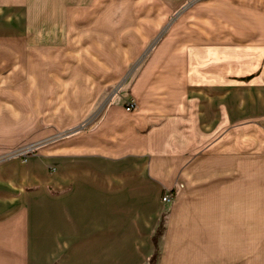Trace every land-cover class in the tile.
Masks as SVG:
<instances>
[{
  "label": "crops",
  "instance_id": "obj_1",
  "mask_svg": "<svg viewBox=\"0 0 264 264\" xmlns=\"http://www.w3.org/2000/svg\"><path fill=\"white\" fill-rule=\"evenodd\" d=\"M27 1L0 0V264H148L162 221L156 264H264V107L225 73L216 90L154 58L126 93L107 94L105 48L45 58L40 97L72 121L12 156V98L32 97L35 79L23 58L44 43Z\"/></svg>",
  "mask_w": 264,
  "mask_h": 264
},
{
  "label": "rangeland",
  "instance_id": "obj_2",
  "mask_svg": "<svg viewBox=\"0 0 264 264\" xmlns=\"http://www.w3.org/2000/svg\"><path fill=\"white\" fill-rule=\"evenodd\" d=\"M28 2H31L36 32L33 37L44 43L34 45L29 53L27 50L23 58L27 66L18 68L22 75L18 74L17 90L25 83V66L33 69L35 79L31 82L32 91L28 92L32 97L12 98V156L27 158L43 139L55 138L62 123L72 121L66 119L70 114L62 112L63 109L61 113L55 109L59 99L40 97L42 82L39 78L51 69L43 59L56 63L64 57H75L78 52L75 48L80 49L83 58L93 57L95 53L104 57L106 49L107 56L112 59V79L105 86L101 77L102 83L98 85L107 90V94L112 91L126 93L144 66L154 58H174V63L179 64V73L204 74L208 85L216 90L220 84L219 72L225 73L227 88L253 91L252 99L264 107V0ZM41 14L49 15L44 18L48 24L42 26L48 27L45 33L36 29ZM33 37L22 39L23 45L36 43ZM203 60L207 62L203 64ZM80 82L82 87L92 84L91 81ZM68 100L71 103V99ZM262 111L264 113V109ZM73 124L78 125L79 120L69 125Z\"/></svg>",
  "mask_w": 264,
  "mask_h": 264
},
{
  "label": "trees",
  "instance_id": "obj_3",
  "mask_svg": "<svg viewBox=\"0 0 264 264\" xmlns=\"http://www.w3.org/2000/svg\"><path fill=\"white\" fill-rule=\"evenodd\" d=\"M171 192H173L174 196H175L174 190H172ZM163 230H164V224H163V221H162L160 223L158 229L156 230V233H155L154 237H153V241H154V244L156 246V250L153 253V255L150 257L148 264H156L157 257H158V251H157L158 240H159L160 236L163 234Z\"/></svg>",
  "mask_w": 264,
  "mask_h": 264
},
{
  "label": "built area",
  "instance_id": "obj_4",
  "mask_svg": "<svg viewBox=\"0 0 264 264\" xmlns=\"http://www.w3.org/2000/svg\"><path fill=\"white\" fill-rule=\"evenodd\" d=\"M135 106H136L135 103L130 101L127 103L126 107H127V110H132ZM23 156H26V154H23ZM173 198H174V193L171 191H167L163 196V201L165 203H169L173 200Z\"/></svg>",
  "mask_w": 264,
  "mask_h": 264
}]
</instances>
